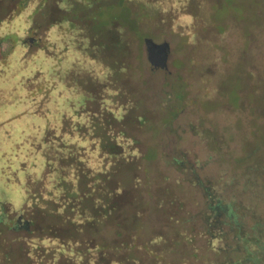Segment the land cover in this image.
I'll return each instance as SVG.
<instances>
[{
	"label": "rangeland",
	"instance_id": "374dc122",
	"mask_svg": "<svg viewBox=\"0 0 264 264\" xmlns=\"http://www.w3.org/2000/svg\"><path fill=\"white\" fill-rule=\"evenodd\" d=\"M59 1L30 16L29 44L62 14ZM26 2L0 0L2 36ZM154 2L138 30L167 43L166 67L153 68L125 28L92 35L102 69L79 80L85 98L58 107L43 148L0 166V257L19 264L11 240L31 231L55 235L64 264H239L225 228L208 245L211 191L239 205L240 228L258 224L264 241V0H236L240 16L220 20V0ZM34 186L40 209L15 225ZM257 257L264 264V250Z\"/></svg>",
	"mask_w": 264,
	"mask_h": 264
},
{
	"label": "trees",
	"instance_id": "16d2710c",
	"mask_svg": "<svg viewBox=\"0 0 264 264\" xmlns=\"http://www.w3.org/2000/svg\"><path fill=\"white\" fill-rule=\"evenodd\" d=\"M42 1L36 0L30 5L27 0L22 7L24 12L4 36L0 33V166L43 148L53 134L50 122L59 112L58 107L67 104L74 108L75 100L85 98L79 80L96 79L102 69L101 56L97 59L94 53H88V47L96 50L92 35L100 33L105 37L112 27L118 26L140 41L144 37L138 23L155 4L154 0H61L62 7L58 9L62 14L47 23L44 32L29 44L26 36L33 32L30 16L40 9ZM220 1L214 9V20L222 19L231 10L239 17L243 11L235 4L236 0ZM133 4L140 9L138 12H132ZM3 39L12 40L10 50L5 53L1 51ZM101 48L103 45L99 44ZM33 188L26 189L25 204L18 212L19 222L20 216L36 214L40 209L36 207L40 194ZM206 198L203 218L206 230L216 231H210L208 245L212 246V240L220 241L226 232H231L236 246L240 244L234 250L244 253L239 264L247 260L257 264V256L264 250L258 224L244 231L237 220L241 213L239 205L226 202L218 192L211 191ZM14 224L17 225V220ZM17 241L19 264H64L60 258L63 244L55 235H34L29 231L11 240ZM12 256L11 253L1 256L0 262L3 259L4 264H17Z\"/></svg>",
	"mask_w": 264,
	"mask_h": 264
},
{
	"label": "water",
	"instance_id": "95a60500",
	"mask_svg": "<svg viewBox=\"0 0 264 264\" xmlns=\"http://www.w3.org/2000/svg\"><path fill=\"white\" fill-rule=\"evenodd\" d=\"M148 63L155 69H164L167 59V43L155 44L150 39L142 40Z\"/></svg>",
	"mask_w": 264,
	"mask_h": 264
},
{
	"label": "flooded vegetation",
	"instance_id": "af4514ba",
	"mask_svg": "<svg viewBox=\"0 0 264 264\" xmlns=\"http://www.w3.org/2000/svg\"><path fill=\"white\" fill-rule=\"evenodd\" d=\"M19 222V220H17V223Z\"/></svg>",
	"mask_w": 264,
	"mask_h": 264
}]
</instances>
